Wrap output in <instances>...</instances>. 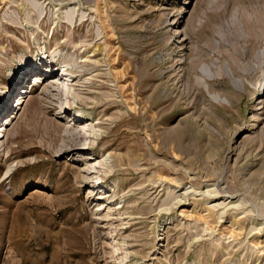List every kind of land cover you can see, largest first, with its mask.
<instances>
[{"label":"rangeland","instance_id":"obj_1","mask_svg":"<svg viewBox=\"0 0 264 264\" xmlns=\"http://www.w3.org/2000/svg\"><path fill=\"white\" fill-rule=\"evenodd\" d=\"M0 134V264H264V0H0Z\"/></svg>","mask_w":264,"mask_h":264},{"label":"bare ground","instance_id":"obj_2","mask_svg":"<svg viewBox=\"0 0 264 264\" xmlns=\"http://www.w3.org/2000/svg\"><path fill=\"white\" fill-rule=\"evenodd\" d=\"M186 36V35H185ZM179 43H180V45H183L184 44V37L183 38H181L180 39V41H179ZM185 46V45H184ZM85 58V61H86V58H88V57H84ZM38 71L41 73V71H42V74H44L45 75V77H47V75L48 74H50V73H52L51 71H52V67H49V66H46V67H43L42 69L41 68H39L38 69ZM44 72V73H43ZM48 73V74H47ZM21 75H23V71L20 73V74H18L17 76H15V83L16 84H18L19 83V81H20V76ZM60 80V82L63 84V85H66V86H68L67 84L69 83L68 81H69V79L67 78V80H62V79H59ZM54 81H57V79H54ZM60 83V84H61ZM75 84L76 85H78V86H80L79 85V82L78 81H75V83L72 85V84H70V86L72 87L73 86V88L72 89H74V90H76V91H78V93H73V91H69L68 90V94L71 96V100L73 101V99H83V98H85V94H83L82 93V91H81V88L80 87H76L75 86ZM50 87H52V88H54V85H53V83H51V84H48V85H46L44 88L45 89H47V88H50ZM51 89V88H50ZM48 90V89H47ZM70 99H69V101H70ZM88 128H90L91 130H92V132H89V135H90V133L91 134H94L95 133V130H94V126H91V124H88ZM89 130V129H88ZM90 131V130H89ZM97 131V130H96ZM4 135V134H3ZM3 135H1L0 134V138L3 136ZM95 135H98L97 134V132L95 133ZM91 140V139H90ZM3 144V143H2ZM1 144V140H0V145H2ZM78 149H80V148H77L76 150H78ZM7 154V153H6ZM107 157L109 156V155H106ZM99 165H104V163H103V161H99V163H98ZM10 170V169H9ZM8 171V170H7ZM6 174V173H5ZM7 174H8V172H7ZM221 206V204H218V205H213L212 207L213 208H216V207H220ZM185 211L184 210H182L181 211V214H183ZM106 216L108 215V214H105ZM220 215V214H219ZM109 216V215H108ZM217 216V215H216ZM204 218H206V219H208V220H211V216H209L208 214H206L205 215V217ZM220 218V217H219ZM210 231V230H209ZM228 234V233H227ZM229 235H231L232 237H234L233 235H235L234 234V232H229ZM230 236V237H231ZM229 237V236H228ZM229 237V238H230ZM127 255V254H126Z\"/></svg>","mask_w":264,"mask_h":264}]
</instances>
